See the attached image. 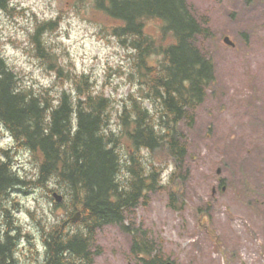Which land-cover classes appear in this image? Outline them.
Instances as JSON below:
<instances>
[{"label":"trees","instance_id":"16d2710c","mask_svg":"<svg viewBox=\"0 0 264 264\" xmlns=\"http://www.w3.org/2000/svg\"><path fill=\"white\" fill-rule=\"evenodd\" d=\"M97 4L112 16L126 21L125 26L116 27L114 32L123 36L124 46H128V38L132 37L131 46L137 49L133 59L140 77L138 83L149 89L145 98L157 109L159 125L165 131L162 135L157 133L153 114L131 95L129 99L133 102L136 119H131L125 106L120 116L124 126L120 137L97 135L101 125L106 126L102 112L109 103L107 99L93 101L89 98L91 110L86 111L83 102H78L74 109L65 95L61 105L51 112V123H46L50 101L45 99L44 108L39 107L36 98L26 103L23 94H12L15 81L10 74H5L0 80V121L21 146L43 153L41 183L50 173L56 172L72 195L67 205L57 206L62 205L68 210L69 218L64 226L71 224L78 231L67 244L61 242L59 235L53 238L51 264H63L65 250L74 257L68 264H75V258H82L84 264H94V256L98 254L94 250L96 232L106 225L123 224L127 213L137 207L145 193L160 187V171L155 165L149 175H144L141 148H147L154 159L166 152L176 159L177 169L182 172L188 154L182 126L192 125L196 108L206 100L208 89L216 80L215 61L198 42L199 37L207 36L209 28L206 21L195 14L188 0H97ZM0 7L6 9V0H0ZM153 18L165 22L164 33L172 34V42H159L145 31L146 20ZM45 127L49 128L47 134ZM106 144L112 147L108 148ZM124 145L130 151L127 160L131 163L124 165L133 176L128 182L130 191L122 190L115 182L122 167L118 149L125 151ZM182 177L186 175L182 174ZM17 183L20 182L9 173L7 165H0V199L8 197L10 187L13 191H22L14 187ZM81 192L85 195L81 196ZM22 194L27 192L22 191ZM175 194L172 192L173 196ZM79 211L82 218L79 222L74 221L73 217ZM8 219L11 227V217ZM81 226L87 230V235ZM137 235L142 239L141 234ZM18 238L19 233L16 239L8 237L7 243L0 245V264H6L11 258ZM148 264H164V259L153 257Z\"/></svg>","mask_w":264,"mask_h":264},{"label":"rangeland","instance_id":"374dc122","mask_svg":"<svg viewBox=\"0 0 264 264\" xmlns=\"http://www.w3.org/2000/svg\"><path fill=\"white\" fill-rule=\"evenodd\" d=\"M188 1L209 28L198 42L215 61L216 80L192 125L182 126L188 154L178 171L180 193L171 194L176 163L162 152L155 158L170 161L173 171L135 210L134 229L147 231L156 253L177 264H264V0ZM93 13L114 34L119 22L95 3ZM146 31L173 41L159 19L146 21ZM96 237V264H142L121 227H104Z\"/></svg>","mask_w":264,"mask_h":264},{"label":"clouds","instance_id":"9594fccd","mask_svg":"<svg viewBox=\"0 0 264 264\" xmlns=\"http://www.w3.org/2000/svg\"><path fill=\"white\" fill-rule=\"evenodd\" d=\"M94 3L95 0H6L7 10L0 7V80L10 74L15 81L12 94H23L26 103L36 98L39 107L44 108L45 99L50 101L45 118L49 124L51 112L61 105L65 95L74 109L83 102L86 111L91 110L89 98L107 99L109 103L102 112L106 126L102 124L97 133L105 137L122 135L120 116L125 106L135 121L131 95L153 114L154 127L162 135L165 129L159 125L157 109L144 95L149 89L138 83L140 77L133 59L137 49L131 46L132 37L128 38V46L122 45L109 24L94 15ZM48 131L45 127V134ZM118 151L122 167L115 182L122 190L130 191L128 182L133 176L124 165L131 162L123 148ZM140 154L144 175H149L155 165L161 172L160 182L167 183L173 171L171 162L154 159L147 148H141ZM44 162L42 152L21 146L0 121V165H7L9 173L17 177L20 183L14 187L27 192L22 194L10 187L8 197L0 199V245L7 243L8 237L16 239L19 233L6 264H51L53 238L59 235L67 244L78 231L71 224L64 226L68 210L57 206V196L62 197L64 205L72 199L61 176L50 173L41 183ZM81 230L87 235L83 226ZM63 256V264L74 258L69 250ZM75 264H84L83 259L75 258Z\"/></svg>","mask_w":264,"mask_h":264},{"label":"water","instance_id":"95a60500","mask_svg":"<svg viewBox=\"0 0 264 264\" xmlns=\"http://www.w3.org/2000/svg\"><path fill=\"white\" fill-rule=\"evenodd\" d=\"M225 40H226L227 42H229L230 44H234V43L230 40L229 37H226ZM55 195H58V194H55ZM57 201H62V197L57 196ZM167 264H173V263L169 262V263H167Z\"/></svg>","mask_w":264,"mask_h":264},{"label":"bare ground","instance_id":"6f19581e","mask_svg":"<svg viewBox=\"0 0 264 264\" xmlns=\"http://www.w3.org/2000/svg\"><path fill=\"white\" fill-rule=\"evenodd\" d=\"M106 139V138H105ZM112 139V138H111ZM107 140V139H106ZM107 145V144H106Z\"/></svg>","mask_w":264,"mask_h":264}]
</instances>
